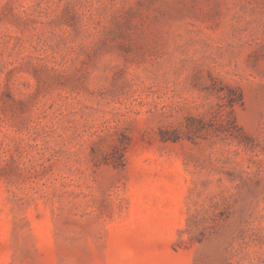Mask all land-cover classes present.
Instances as JSON below:
<instances>
[{"label": "rangeland", "instance_id": "1", "mask_svg": "<svg viewBox=\"0 0 264 264\" xmlns=\"http://www.w3.org/2000/svg\"><path fill=\"white\" fill-rule=\"evenodd\" d=\"M0 264H264V0H0Z\"/></svg>", "mask_w": 264, "mask_h": 264}]
</instances>
